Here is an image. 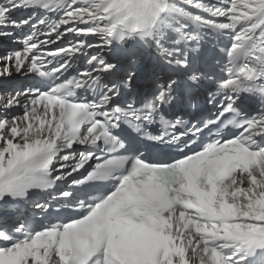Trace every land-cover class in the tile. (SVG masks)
<instances>
[{
    "label": "snow or ice",
    "instance_id": "6c2138e0",
    "mask_svg": "<svg viewBox=\"0 0 264 264\" xmlns=\"http://www.w3.org/2000/svg\"><path fill=\"white\" fill-rule=\"evenodd\" d=\"M9 40L0 264H264V0H0Z\"/></svg>",
    "mask_w": 264,
    "mask_h": 264
},
{
    "label": "bare ground",
    "instance_id": "6f19581e",
    "mask_svg": "<svg viewBox=\"0 0 264 264\" xmlns=\"http://www.w3.org/2000/svg\"><path fill=\"white\" fill-rule=\"evenodd\" d=\"M204 2H206V3H215L216 2V0H204ZM72 38L70 37V40H71ZM2 45H4L5 44V42L3 41L2 43H1ZM3 55H0V57H2ZM9 78H7V79H5V78H1V80H2V83H4L6 80H8ZM5 91H3L2 89H0V94H2V93H4ZM17 114H20L19 112L17 113Z\"/></svg>",
    "mask_w": 264,
    "mask_h": 264
},
{
    "label": "clouds",
    "instance_id": "9594fccd",
    "mask_svg": "<svg viewBox=\"0 0 264 264\" xmlns=\"http://www.w3.org/2000/svg\"><path fill=\"white\" fill-rule=\"evenodd\" d=\"M129 38H134V37H129Z\"/></svg>",
    "mask_w": 264,
    "mask_h": 264
}]
</instances>
